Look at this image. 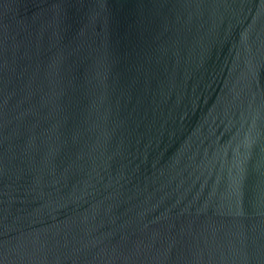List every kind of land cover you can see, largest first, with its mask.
<instances>
[{
    "label": "water",
    "instance_id": "95a60500",
    "mask_svg": "<svg viewBox=\"0 0 264 264\" xmlns=\"http://www.w3.org/2000/svg\"><path fill=\"white\" fill-rule=\"evenodd\" d=\"M0 264H264V0H0Z\"/></svg>",
    "mask_w": 264,
    "mask_h": 264
}]
</instances>
